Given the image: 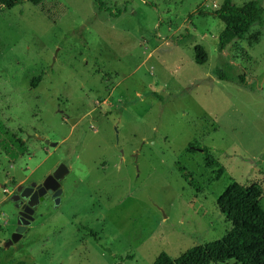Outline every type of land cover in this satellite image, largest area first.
Listing matches in <instances>:
<instances>
[{"label":"rangeland","instance_id":"1","mask_svg":"<svg viewBox=\"0 0 264 264\" xmlns=\"http://www.w3.org/2000/svg\"><path fill=\"white\" fill-rule=\"evenodd\" d=\"M249 1L264 9V0L231 5ZM101 2L125 12L110 18L96 0L0 9V121L26 147L15 161L0 151V264L175 259L230 229L216 206L228 179L255 185L264 210V26L219 51L223 23L211 13L223 0ZM59 164L60 205L44 199L4 247L21 211L15 188L41 184Z\"/></svg>","mask_w":264,"mask_h":264},{"label":"trees","instance_id":"2","mask_svg":"<svg viewBox=\"0 0 264 264\" xmlns=\"http://www.w3.org/2000/svg\"><path fill=\"white\" fill-rule=\"evenodd\" d=\"M23 1L34 6L43 0H0V9H12ZM98 9L107 12L110 18H119L123 10L111 11L101 0H96ZM223 23V29L218 35L217 49L223 51L233 40L243 39L250 29L257 25L264 26V9L257 1H249L240 7L231 5V0H223L221 7L211 13ZM185 38L178 37L174 42L180 44ZM194 60L198 65L207 61L205 50L196 45ZM214 75L221 81L229 80L222 70L215 69ZM40 78L35 77L31 83L36 86ZM236 82L245 86L242 76L237 77ZM196 144L189 143L185 153L192 154ZM0 151L10 161H15L26 152L24 142L10 133L0 121ZM205 167L214 169V179H220L224 174L223 167L212 158L207 148H202ZM182 178H186L184 169L179 167ZM216 199L219 212L225 217L230 229L218 240L197 245L186 250L179 257L173 259L165 253L159 254L152 264H223L234 261L236 264H264V210L260 206L261 194L255 185L245 187L232 179ZM15 185L14 182H11ZM116 264H122V257L113 256Z\"/></svg>","mask_w":264,"mask_h":264},{"label":"water","instance_id":"3","mask_svg":"<svg viewBox=\"0 0 264 264\" xmlns=\"http://www.w3.org/2000/svg\"><path fill=\"white\" fill-rule=\"evenodd\" d=\"M48 143V141H44ZM50 146H56V143H49ZM201 151V150H199ZM68 174V169L64 164H59L56 169L48 176L45 177L41 184L30 183L29 186H17L15 194L10 197L13 202H18L21 206V211L18 213V226L15 233L11 235L4 247L10 246L16 242L24 228L32 221V214L34 208L38 206L44 199L50 197L54 207H58L61 203L62 189L60 181ZM23 200L26 202L23 204Z\"/></svg>","mask_w":264,"mask_h":264},{"label":"flooded vegetation","instance_id":"4","mask_svg":"<svg viewBox=\"0 0 264 264\" xmlns=\"http://www.w3.org/2000/svg\"><path fill=\"white\" fill-rule=\"evenodd\" d=\"M25 201V200H24ZM24 201H23V203H24ZM26 202V201H25Z\"/></svg>","mask_w":264,"mask_h":264}]
</instances>
